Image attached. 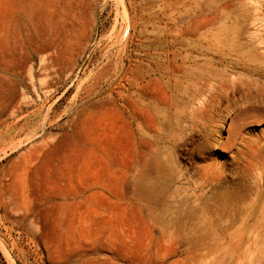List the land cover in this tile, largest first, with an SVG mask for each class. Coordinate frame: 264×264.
<instances>
[{
    "label": "rangeland",
    "instance_id": "rangeland-1",
    "mask_svg": "<svg viewBox=\"0 0 264 264\" xmlns=\"http://www.w3.org/2000/svg\"><path fill=\"white\" fill-rule=\"evenodd\" d=\"M30 1L0 0V264H264V0Z\"/></svg>",
    "mask_w": 264,
    "mask_h": 264
},
{
    "label": "bare ground",
    "instance_id": "bare-ground-1",
    "mask_svg": "<svg viewBox=\"0 0 264 264\" xmlns=\"http://www.w3.org/2000/svg\"><path fill=\"white\" fill-rule=\"evenodd\" d=\"M37 4H38V0H31L30 3L28 4V7L32 10H35L37 7ZM143 174L148 176V177L163 179L164 177L167 176L168 171L164 167V165H162L161 163L155 162V161H149V162H147V164L145 165V167L143 169ZM139 193L142 196H147V197H150L153 195V191L148 190L147 188H141L139 190ZM215 198L217 200H221V199L225 198L227 202H231L235 199L234 196H232L230 194L226 195V196H222L221 194H216Z\"/></svg>",
    "mask_w": 264,
    "mask_h": 264
}]
</instances>
